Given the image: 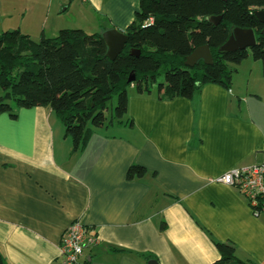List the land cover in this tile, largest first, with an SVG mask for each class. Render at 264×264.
<instances>
[{
	"label": "crops",
	"instance_id": "crops-1",
	"mask_svg": "<svg viewBox=\"0 0 264 264\" xmlns=\"http://www.w3.org/2000/svg\"><path fill=\"white\" fill-rule=\"evenodd\" d=\"M139 0H0V32L33 41L69 29L68 17L125 34ZM69 15V16H68ZM68 16V17H67ZM67 18V19H66ZM228 88L206 84L190 99L127 97L132 125L95 130L73 150L49 108L0 114V254L7 264H63L65 230L95 235L77 264H212L213 242L264 264V214L213 182L264 157V76L250 57ZM2 90L0 89V96ZM131 166L144 168L128 179Z\"/></svg>",
	"mask_w": 264,
	"mask_h": 264
},
{
	"label": "trees",
	"instance_id": "trees-1",
	"mask_svg": "<svg viewBox=\"0 0 264 264\" xmlns=\"http://www.w3.org/2000/svg\"><path fill=\"white\" fill-rule=\"evenodd\" d=\"M259 9H264V0H139L125 29L126 44L113 60L107 58L99 33L62 29L55 37L33 41L19 30L0 32V114L14 117L12 105L49 108L76 151L95 130L114 123L132 125L122 118L127 114L126 89L133 83L141 94L156 86L160 100L190 99L206 84L228 88L234 66L249 57L260 62L264 76V26L253 14ZM211 17L221 19L212 23ZM233 27L253 30L256 43L248 50L220 53ZM203 45L212 63L186 67L185 58ZM131 72L135 81L128 83ZM161 75L164 80L158 83ZM114 95V114L107 121L105 111ZM143 174V167L131 166L126 177ZM213 244L219 259L212 264H254L238 260L231 244ZM0 264H7L1 254Z\"/></svg>",
	"mask_w": 264,
	"mask_h": 264
},
{
	"label": "built area",
	"instance_id": "built-area-1",
	"mask_svg": "<svg viewBox=\"0 0 264 264\" xmlns=\"http://www.w3.org/2000/svg\"><path fill=\"white\" fill-rule=\"evenodd\" d=\"M213 182L235 188L255 216L264 214V157L260 164L232 168ZM95 240L89 228L79 221H73L61 240L63 264H77L84 250L93 245Z\"/></svg>",
	"mask_w": 264,
	"mask_h": 264
},
{
	"label": "water",
	"instance_id": "water-1",
	"mask_svg": "<svg viewBox=\"0 0 264 264\" xmlns=\"http://www.w3.org/2000/svg\"><path fill=\"white\" fill-rule=\"evenodd\" d=\"M226 1V0H222ZM256 19L264 26V9L254 11ZM221 17H211L208 20L212 23H217ZM261 35L264 36V28L261 30ZM101 38L106 46V56L113 60L123 50L127 36L116 29H110L101 34ZM254 32L251 29L231 28L227 41L219 48L220 53L232 52L236 50H248L255 45ZM131 55H138L137 51L130 50ZM198 61H202L205 65L212 63L211 54L207 45L195 48L192 53L185 58L184 65L192 68ZM135 81V74L131 72L127 82ZM148 264H157L154 260H150Z\"/></svg>",
	"mask_w": 264,
	"mask_h": 264
},
{
	"label": "rangeland",
	"instance_id": "rangeland-1",
	"mask_svg": "<svg viewBox=\"0 0 264 264\" xmlns=\"http://www.w3.org/2000/svg\"><path fill=\"white\" fill-rule=\"evenodd\" d=\"M72 18L74 17H68L69 23L66 26L69 27V29H80L84 31L86 34H93V33L100 32L99 31L100 27L98 23L100 21L98 20V18L96 21H94L92 16H88V17L86 16V20H80V21L72 19ZM230 67H232V65H230ZM163 80H164L163 75H161L160 77H158L157 82L162 83ZM153 90L156 93V86L153 88ZM137 93L138 91L136 89V84L134 83L128 86L126 89L127 97L133 94H137ZM116 102H117V96L114 95L112 96L111 100L108 102L107 110L105 111V116L107 117V121H109L112 118V115L114 114V108L116 106ZM130 120L132 122V119L129 116H127V114L122 118V121L124 122L130 121ZM114 125L116 124L114 123Z\"/></svg>",
	"mask_w": 264,
	"mask_h": 264
}]
</instances>
